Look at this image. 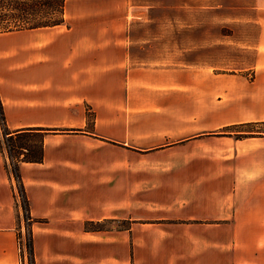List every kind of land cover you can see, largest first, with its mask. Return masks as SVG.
<instances>
[{
    "label": "crops",
    "instance_id": "obj_1",
    "mask_svg": "<svg viewBox=\"0 0 264 264\" xmlns=\"http://www.w3.org/2000/svg\"><path fill=\"white\" fill-rule=\"evenodd\" d=\"M253 2V79L221 86L213 71L202 85L194 67L122 62L126 39L105 37L120 0H66V23L78 3L94 16L0 33L4 127L44 132L42 161L19 165L33 264H264V0ZM7 160L0 149V264H22ZM104 220L126 223L85 229Z\"/></svg>",
    "mask_w": 264,
    "mask_h": 264
},
{
    "label": "rangeland",
    "instance_id": "obj_2",
    "mask_svg": "<svg viewBox=\"0 0 264 264\" xmlns=\"http://www.w3.org/2000/svg\"><path fill=\"white\" fill-rule=\"evenodd\" d=\"M253 1L120 0L125 11L119 15H106L109 21L105 26L109 28V32H105V37L111 34L126 39L121 50V54H125L122 56V62L127 59L126 65L132 68L194 67L201 72L202 85L208 84V75L212 71L217 74L218 86L224 84L226 74H241L242 71L250 75L247 79L251 81L253 74L250 69L255 61L253 43L258 33L257 25L250 21ZM79 9L81 12V9L86 8L79 3L77 7H73L74 18H69L67 12V23L64 13L66 25L85 21L84 17L94 16L87 12L75 14ZM58 29L65 31V27ZM88 32L92 35L97 33V37H102L101 33L104 31L93 29ZM51 35L54 40L63 39L59 33L52 32ZM107 49L109 52L106 54H113L112 47ZM85 110V130L90 131L95 114L90 106H85ZM4 128V121H0V149L7 156V165L9 170H12L6 140L12 134L9 132L10 135H5ZM258 130L264 131V125L258 126ZM222 131L217 134L224 135ZM35 141L36 139L30 137L21 142L31 145ZM16 185H19L17 180ZM113 226L115 225L107 227Z\"/></svg>",
    "mask_w": 264,
    "mask_h": 264
},
{
    "label": "trees",
    "instance_id": "obj_3",
    "mask_svg": "<svg viewBox=\"0 0 264 264\" xmlns=\"http://www.w3.org/2000/svg\"><path fill=\"white\" fill-rule=\"evenodd\" d=\"M66 0H0V33H11L35 29L53 28L65 23L64 10ZM0 121L3 123V111L0 103ZM235 127H226L222 132L230 134ZM241 132V133H240ZM251 130H239L236 138L250 135ZM4 134L10 135L6 128ZM43 129H30L8 136V155L12 161V174L19 182L20 190L24 197L23 187L19 176V165L23 162L40 163L43 159L42 140ZM240 136V137H238ZM30 137L36 139L37 144L27 145L23 143ZM23 141V142H21ZM1 148V147H0ZM21 156V157H20ZM20 157V158H19ZM14 160V162H13ZM25 200V197H24ZM26 201V200H25ZM27 204V203H26ZM125 221L104 220L98 223L86 222V230L102 231L110 230L108 225L117 230H123ZM112 227V228H113ZM30 253L32 255L31 245ZM33 264V257H32Z\"/></svg>",
    "mask_w": 264,
    "mask_h": 264
},
{
    "label": "built area",
    "instance_id": "obj_4",
    "mask_svg": "<svg viewBox=\"0 0 264 264\" xmlns=\"http://www.w3.org/2000/svg\"><path fill=\"white\" fill-rule=\"evenodd\" d=\"M11 170V168H10ZM14 200L16 207L21 211V228L18 232L17 245L21 263L32 264V255L30 253L31 238L29 235V225L31 223L30 217L28 216V205L24 200L23 194L20 190L19 185L15 186Z\"/></svg>",
    "mask_w": 264,
    "mask_h": 264
}]
</instances>
